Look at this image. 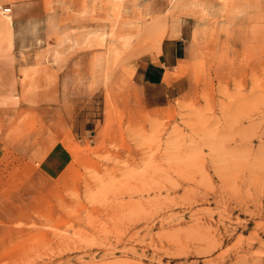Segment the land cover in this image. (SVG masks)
Segmentation results:
<instances>
[{
	"label": "rangeland",
	"instance_id": "1",
	"mask_svg": "<svg viewBox=\"0 0 264 264\" xmlns=\"http://www.w3.org/2000/svg\"><path fill=\"white\" fill-rule=\"evenodd\" d=\"M138 4L0 0L29 22L17 52H62L55 113L10 122L0 264H264V4L171 0L151 18ZM48 15L70 31L45 43ZM162 16L191 52L146 89L133 62ZM57 141L72 161L52 177L39 162Z\"/></svg>",
	"mask_w": 264,
	"mask_h": 264
},
{
	"label": "crops",
	"instance_id": "2",
	"mask_svg": "<svg viewBox=\"0 0 264 264\" xmlns=\"http://www.w3.org/2000/svg\"><path fill=\"white\" fill-rule=\"evenodd\" d=\"M138 1L140 13L146 18L161 16L171 7V0ZM204 1L211 3L215 9L220 8L222 3V0ZM225 1L230 6L234 2L256 1L264 4V0ZM11 14L12 17L0 15V164L10 153L12 141L9 129L15 114L30 110L55 113L62 99V67L56 59L62 56V52L56 45L52 52H17L23 26L29 22L27 18L17 19L16 7H11ZM158 19L146 34L150 44L140 49L139 52L143 53L133 62L135 82L146 89L175 83L179 79L175 75L191 52L186 28L178 29L166 16ZM43 24L45 43H49V38L57 41L70 31L66 25H61V19L56 15L44 17ZM46 58H49L48 62ZM71 161V150L57 141L44 152L39 169L55 177L69 167Z\"/></svg>",
	"mask_w": 264,
	"mask_h": 264
},
{
	"label": "built area",
	"instance_id": "3",
	"mask_svg": "<svg viewBox=\"0 0 264 264\" xmlns=\"http://www.w3.org/2000/svg\"><path fill=\"white\" fill-rule=\"evenodd\" d=\"M11 12L10 8H3V7H0V13H3L4 15H7Z\"/></svg>",
	"mask_w": 264,
	"mask_h": 264
},
{
	"label": "bare ground",
	"instance_id": "4",
	"mask_svg": "<svg viewBox=\"0 0 264 264\" xmlns=\"http://www.w3.org/2000/svg\"><path fill=\"white\" fill-rule=\"evenodd\" d=\"M0 15H4L3 13H0Z\"/></svg>",
	"mask_w": 264,
	"mask_h": 264
}]
</instances>
